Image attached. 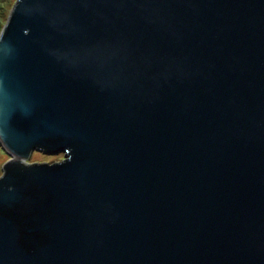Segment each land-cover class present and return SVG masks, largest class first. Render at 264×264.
Instances as JSON below:
<instances>
[{"label": "water", "instance_id": "water-1", "mask_svg": "<svg viewBox=\"0 0 264 264\" xmlns=\"http://www.w3.org/2000/svg\"><path fill=\"white\" fill-rule=\"evenodd\" d=\"M0 146V264H264V0H16Z\"/></svg>", "mask_w": 264, "mask_h": 264}, {"label": "rangeland", "instance_id": "rangeland-1", "mask_svg": "<svg viewBox=\"0 0 264 264\" xmlns=\"http://www.w3.org/2000/svg\"><path fill=\"white\" fill-rule=\"evenodd\" d=\"M15 1L16 0H0V29L6 20L9 9ZM8 158H10V156L0 146V175L3 173L2 163Z\"/></svg>", "mask_w": 264, "mask_h": 264}]
</instances>
